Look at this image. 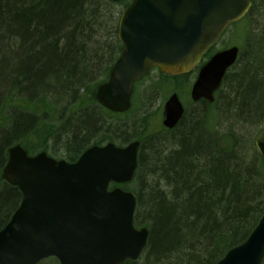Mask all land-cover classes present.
Listing matches in <instances>:
<instances>
[{"label":"trees","instance_id":"trees-1","mask_svg":"<svg viewBox=\"0 0 264 264\" xmlns=\"http://www.w3.org/2000/svg\"><path fill=\"white\" fill-rule=\"evenodd\" d=\"M252 1L232 25L242 29L236 44L243 52L224 79L222 100L251 130L231 129L224 142L208 131V108L185 113L172 130L149 112L134 117L137 87L149 74L136 82L128 111L98 102V86L123 48L119 19L131 0H0V229L22 199L2 176L11 146L75 161L92 145L139 140L140 182L121 186L136 193L135 224L150 236L142 257L122 264H216L245 241L264 215V160L253 138L264 125V0ZM192 73L161 72L154 86Z\"/></svg>","mask_w":264,"mask_h":264},{"label":"water","instance_id":"water-1","mask_svg":"<svg viewBox=\"0 0 264 264\" xmlns=\"http://www.w3.org/2000/svg\"><path fill=\"white\" fill-rule=\"evenodd\" d=\"M120 1V0H114ZM252 0H132L120 16L123 45L109 79L96 97L105 108L125 112L131 107L136 81L154 67L163 73L191 72L225 29L242 19ZM239 47L215 53L192 85L194 101L212 102ZM185 109L173 91L163 107L162 123L174 128ZM264 159V127L255 138ZM139 141L92 145L69 162L47 152L29 155L16 144L9 148L2 176L22 193L19 207L0 229V264H38L56 257L60 264H122L138 260L150 231L134 223L136 195L112 182L131 181L139 165ZM264 215L249 237L216 264H262Z\"/></svg>","mask_w":264,"mask_h":264},{"label":"rangeland","instance_id":"rangeland-1","mask_svg":"<svg viewBox=\"0 0 264 264\" xmlns=\"http://www.w3.org/2000/svg\"><path fill=\"white\" fill-rule=\"evenodd\" d=\"M241 31L242 29L239 26L230 27L222 36L220 41L216 44L215 50H222L232 45H237L236 42L239 41V38H242L243 36ZM240 52H243V49L241 47ZM160 73L161 71L159 69H153L152 72L138 85V94L133 100L134 117L140 116L141 114L143 115V112L145 111L152 114L151 117L153 118V123L161 122V114L165 100L174 90V87L176 86L175 84L177 82L182 84V91H179V94L185 106L186 113L190 114L196 109L208 108L207 110H209L213 114H210V119L208 120V131H210L212 134L222 137L224 142L229 141V132L231 129H234L235 133L240 136L247 134L248 129L251 130V126H249L248 128H246L247 126H245L247 130L243 132L242 130L245 128H243V125L241 124L242 122H240L236 118V109H234L233 107H225L224 102L222 100H224V98L229 95L227 84L223 85L222 92L218 100L211 107L207 105L203 106L200 102H193L190 97L191 87L194 80L196 79L197 72L192 73V75L187 77L186 80H184L183 78H177V80L171 79V82L164 86H162L161 84L162 88H158L154 86V84L160 81ZM233 73L234 70L231 72L230 75H232ZM256 133L253 136L254 140L257 135ZM171 135L172 133L168 131L162 130L160 132V136H164L165 138ZM139 182L140 178L137 177L135 179V183L132 185L134 187H138ZM38 264H60V262L55 257H49L42 260ZM262 264H264V260Z\"/></svg>","mask_w":264,"mask_h":264},{"label":"flooded vegetation","instance_id":"flooded-vegetation-1","mask_svg":"<svg viewBox=\"0 0 264 264\" xmlns=\"http://www.w3.org/2000/svg\"><path fill=\"white\" fill-rule=\"evenodd\" d=\"M200 101H205V100L201 99V100H199V102H200Z\"/></svg>","mask_w":264,"mask_h":264},{"label":"bare ground","instance_id":"bare-ground-1","mask_svg":"<svg viewBox=\"0 0 264 264\" xmlns=\"http://www.w3.org/2000/svg\"><path fill=\"white\" fill-rule=\"evenodd\" d=\"M15 145H16V144H15ZM13 146H14V145H13ZM11 147H12V146H11ZM11 147H10V148H11Z\"/></svg>","mask_w":264,"mask_h":264}]
</instances>
